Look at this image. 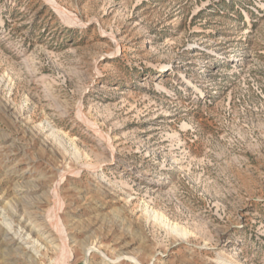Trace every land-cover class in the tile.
I'll return each instance as SVG.
<instances>
[{"label":"rangeland","instance_id":"obj_1","mask_svg":"<svg viewBox=\"0 0 264 264\" xmlns=\"http://www.w3.org/2000/svg\"><path fill=\"white\" fill-rule=\"evenodd\" d=\"M0 264H264V0H0Z\"/></svg>","mask_w":264,"mask_h":264},{"label":"bare ground","instance_id":"obj_2","mask_svg":"<svg viewBox=\"0 0 264 264\" xmlns=\"http://www.w3.org/2000/svg\"><path fill=\"white\" fill-rule=\"evenodd\" d=\"M157 216V215H156Z\"/></svg>","mask_w":264,"mask_h":264}]
</instances>
